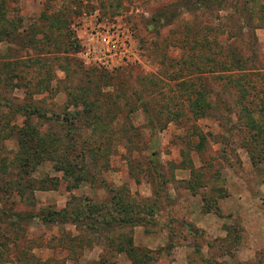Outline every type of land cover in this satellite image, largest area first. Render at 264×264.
<instances>
[{"label": "rangeland", "instance_id": "obj_1", "mask_svg": "<svg viewBox=\"0 0 264 264\" xmlns=\"http://www.w3.org/2000/svg\"><path fill=\"white\" fill-rule=\"evenodd\" d=\"M75 95L97 97L101 127L73 138ZM25 118L50 159L20 194L4 135ZM115 196L143 222L91 213ZM84 203L80 230L54 214ZM125 234L138 256L104 242ZM0 264H264V0H0Z\"/></svg>", "mask_w": 264, "mask_h": 264}, {"label": "trees", "instance_id": "obj_2", "mask_svg": "<svg viewBox=\"0 0 264 264\" xmlns=\"http://www.w3.org/2000/svg\"><path fill=\"white\" fill-rule=\"evenodd\" d=\"M172 8L173 7L170 6L169 9L159 12L157 15H155V17L153 16L150 24L151 25L159 24L163 20L170 21L171 19H173L176 16V14L172 12L173 10ZM234 64L236 66L235 67L236 70L242 69L240 65H237V61L236 60L234 61V59H232L231 65H234ZM188 76L189 74H186L184 76L185 80H182V82L187 81L186 77ZM99 93L102 95L105 94V92L103 91H99ZM76 96L78 95L73 96V103L67 102V104H69V106H72V107L76 105L82 108L81 111L79 112H77V110L73 111L71 115L76 116L79 113H81V115H79L80 120H84V124H82L83 126L73 124L74 127L69 128L70 127L69 125H72V123L66 121V124H65L66 131L67 132L72 131V130L74 131L75 128H78L80 130H85V129L89 130L92 133L101 127V123L98 121V119L100 118L99 117L100 112H98V110L100 111V106L98 105L99 101L97 97L91 100H87L86 97H83V99H81L80 95L78 97ZM77 98H80V101H77ZM194 102H201L203 104L206 103V101L202 99L201 93H197V96L195 97ZM95 109L97 111H94ZM194 112H195L194 113L195 115L203 114L202 109H200L199 111H194ZM28 123H29L28 119L25 118L22 121V125H18V126L9 125V130L4 135V138H8L11 136L15 137L16 146H17L16 151L13 153L11 157V159L13 160V164H14L13 166H15L16 171L14 172V177L9 179V183H7V185H8V188H11V187L17 188V191L20 194H22L23 191L19 187L26 189L27 185L32 183V181L29 179L28 173L34 170V167L40 162H42L45 158L48 157V159H50V156L45 154L47 152L46 147L47 145H49L48 144L49 142L45 140L46 134L39 133L38 130L35 127H33L32 124L28 125ZM149 129L153 130L154 127H152V125L151 126L149 125ZM69 133H71V136L75 138V134H73V132H69ZM68 140L69 142H68V145H65V150L82 149L83 145L79 143V141L75 139L71 140L70 136ZM151 154L153 155V157H151L150 160L152 164L155 165V162H157V160L154 158L155 157L154 153L151 152ZM62 162L63 164H65L63 166L61 165L62 166L61 169L63 170V172L70 173L71 171V175H67V176H73L75 179L78 180L79 177L77 175L81 173L80 171H77V167L78 168L85 167L83 166L82 163H80V159H77V161L75 162L77 165L74 164V160L71 158L68 160L62 161ZM188 184L190 185L191 182L188 181ZM4 187L7 189L6 184L4 185ZM115 198H116L115 203L110 204L109 202L107 203L106 201L101 202L99 206H96L90 209L91 213H95V212L99 213L102 210V208L109 207L111 211L109 214L110 218H114L116 216L118 220L123 221L124 223L128 222V224H132V225H139L140 223L143 222L144 216L142 217L141 214H145L147 212V211L146 212L144 211V208L140 209L137 213L136 212L132 213L133 206L131 207L128 206L129 205L128 202L122 205L123 204L122 202L124 201V199H122L120 196L119 197L115 196ZM116 202H118L119 205ZM83 206H84V209L82 207L71 208L70 215H68L69 210H67L66 208L56 210L54 211V214L59 219V222L60 221L70 222L72 224H75V226L77 225V229L80 230L81 227H78L79 226L78 224H80L79 220H81L82 218L88 217L87 214L84 213L83 211L87 209V207H85V203L83 204ZM147 208H148V211L152 210V207L147 206ZM96 234H101L100 230H99V233H96ZM65 235L66 234L64 233L63 236L59 239L60 242H64L63 237ZM75 237L76 235H72L70 238L67 239L66 242H64L65 248L68 251H72L75 249V245L73 243V241L75 240ZM104 239H105L104 241L105 244L109 246L110 249H113V251L123 252L127 256L128 255H132L133 257L138 256V254L136 253L137 247H135L132 244L131 238L128 237V235L125 234L122 237L119 236L116 239H113L112 237L106 235Z\"/></svg>", "mask_w": 264, "mask_h": 264}, {"label": "built area", "instance_id": "obj_3", "mask_svg": "<svg viewBox=\"0 0 264 264\" xmlns=\"http://www.w3.org/2000/svg\"><path fill=\"white\" fill-rule=\"evenodd\" d=\"M100 38V40H102V42H104V44L106 45L107 49L105 51H101L102 53L100 55H104V56H112L116 53V44H115V40L112 39V36L109 35L107 32H104V33H100V35L98 36ZM94 47L93 46H90L89 44L86 45L84 51L82 52V54L84 55V58L85 59H89L88 55L90 53H93L94 52ZM110 50L112 52H110ZM106 52V54H105ZM108 54V55H107ZM96 58V56H95ZM103 58V57H101ZM100 60V59H98ZM103 63V62H101Z\"/></svg>", "mask_w": 264, "mask_h": 264}]
</instances>
